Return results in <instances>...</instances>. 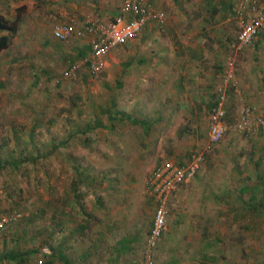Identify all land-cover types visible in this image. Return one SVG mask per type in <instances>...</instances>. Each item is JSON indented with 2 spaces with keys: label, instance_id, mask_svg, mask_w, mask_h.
<instances>
[{
  "label": "rangeland",
  "instance_id": "rangeland-1",
  "mask_svg": "<svg viewBox=\"0 0 264 264\" xmlns=\"http://www.w3.org/2000/svg\"><path fill=\"white\" fill-rule=\"evenodd\" d=\"M181 1L175 0V8L162 1L170 21L182 19L187 5ZM86 3L98 8L106 2L0 0V16L8 19L7 24L13 26L18 19L9 45L0 50V215L19 214L0 233V256L10 250L25 252L24 262L0 264H37L42 254H48L43 247L51 251L60 246L74 261L84 249L77 243L81 227L92 223L82 214L94 211V201L105 209L97 214L115 212V222L125 221L128 230L135 220L142 236L154 213V202L143 189L148 174L162 157L185 158L171 151L156 154L137 129H126L120 119L112 124L114 105L121 106L126 99L118 80L131 63L122 57L126 45L113 49L104 69L94 73L84 61L88 38L67 42L53 38L56 23L114 16H103L91 4L86 10ZM82 4L91 14L88 18ZM232 27L230 41L235 44ZM11 34L0 29V36ZM260 40L264 33L253 48L230 47L242 91L239 96L228 91L224 139L212 147L199 172L168 198L167 228L154 251L157 264H264V134L235 129L243 105L254 106L264 116ZM113 54L120 60L114 62ZM72 66L73 73L64 76ZM139 198L143 209L135 219ZM218 211L224 212V221L210 220L209 215ZM210 228L221 229V234L225 230L220 245L218 241L205 245ZM57 261L53 258L51 264Z\"/></svg>",
  "mask_w": 264,
  "mask_h": 264
},
{
  "label": "crops",
  "instance_id": "crops-1",
  "mask_svg": "<svg viewBox=\"0 0 264 264\" xmlns=\"http://www.w3.org/2000/svg\"><path fill=\"white\" fill-rule=\"evenodd\" d=\"M103 1L106 3H100L98 8L93 3H86V10L90 9L91 4V8L103 11V16L118 14L122 0L113 3ZM148 1L154 8L164 11L163 0ZM235 1L183 0L180 5L187 7L182 19L170 21L165 12L167 22L164 26L150 23L137 37L127 41L122 57L131 63L123 69L118 79L126 99L121 106L114 105L109 116L112 124L120 119L126 129H137L141 139L146 136L147 147H155L156 154L171 151L173 156L184 155L186 160L192 150L202 148L207 142L208 112L215 100L216 88L224 77L228 60L232 59L229 51L230 47H234L230 39L234 33L232 25L235 26L231 19ZM166 2L175 8V0ZM81 9L86 18L91 15L85 11L83 4ZM260 41L264 45V41ZM84 51L80 50L82 53ZM113 56L116 55H111L114 62L120 60ZM236 74V86L230 90L236 91L239 96L242 81ZM128 123L141 128L131 127ZM166 142H170V145L165 146ZM91 205L94 211L82 216L92 223L81 227L77 243L83 245L84 249L77 253L74 261L68 259V251L60 246L49 250L48 254H42L43 259L38 258L37 264H51L53 258L58 260L56 264H141L143 245L151 227L149 220L144 228L145 234L140 236L135 220L128 230L125 221L119 219L115 222V212L104 217L97 214L105 210L99 202H91ZM261 206L264 208L263 204ZM142 209L143 200L139 198L134 210L135 219L141 215ZM209 219L224 221L225 214L214 212ZM208 231L209 239L205 245L210 247L216 241L220 245L225 230H222V234L221 229L216 232L210 228Z\"/></svg>",
  "mask_w": 264,
  "mask_h": 264
},
{
  "label": "built area",
  "instance_id": "built-area-1",
  "mask_svg": "<svg viewBox=\"0 0 264 264\" xmlns=\"http://www.w3.org/2000/svg\"><path fill=\"white\" fill-rule=\"evenodd\" d=\"M231 19L236 27L235 49L253 48L258 37L264 33V0H236ZM166 22L165 12L154 8L148 0H122L118 14L109 20L96 15L81 24L74 20L56 23L52 28V36L61 42L73 38H88L87 66L91 72L98 73L104 69L108 54L113 49L137 37L148 24L164 26ZM226 65L224 77L216 88V97L208 112L205 145L192 150L184 161L171 156L162 157L147 176L146 191L155 201V208L143 245L141 264H157L154 251L167 228L169 196L199 172L206 155L225 137L228 91L236 86L233 60H228ZM74 69V66L68 67L63 75L70 76ZM235 129L248 135L256 132L264 134V116L254 106L243 105L237 113ZM18 216L19 214L0 215V233ZM41 251L48 252L44 247Z\"/></svg>",
  "mask_w": 264,
  "mask_h": 264
},
{
  "label": "trees",
  "instance_id": "trees-1",
  "mask_svg": "<svg viewBox=\"0 0 264 264\" xmlns=\"http://www.w3.org/2000/svg\"><path fill=\"white\" fill-rule=\"evenodd\" d=\"M18 19L13 20L11 23L13 26L8 25V19L4 18L3 16H0V29H7L12 32L10 36L7 35H2L0 36V50L5 49L10 41L11 38L13 37L15 30V25L17 24ZM259 40V37L257 41ZM257 43V42H256ZM256 45V44H255ZM0 260H8V261H13V262H20V261H25V252H20L18 250H10L6 253H3L0 256Z\"/></svg>",
  "mask_w": 264,
  "mask_h": 264
}]
</instances>
